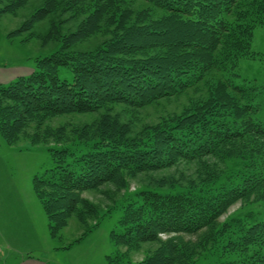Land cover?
<instances>
[{"label": "trees", "instance_id": "1", "mask_svg": "<svg viewBox=\"0 0 264 264\" xmlns=\"http://www.w3.org/2000/svg\"><path fill=\"white\" fill-rule=\"evenodd\" d=\"M26 2L0 0V15ZM56 7L49 2L34 15L72 10L74 18L86 16L80 39L99 33L110 38L81 51L72 47L78 29L60 34V48L37 58L29 76L0 84L4 142L13 146L25 138L31 145L50 139L56 143L45 145L53 166L32 181L51 237L58 239L59 226L65 227L77 211L85 214L78 217L86 230L74 244L99 226L87 225L81 195L104 183L121 187L127 174L164 171L182 161L216 158L223 165L239 158L249 167L228 186L218 183L220 166L205 164L207 172L187 185L175 177L159 178L157 187L138 190L110 234L116 252L107 259L122 263L143 244L175 234L142 264H195L204 251L216 247L227 258L219 264H264V220L221 222L239 201H264V119L255 102L256 87L237 72L238 61L254 55V30L264 28V0H67L63 9ZM60 68L73 73L71 81L61 79ZM212 75L218 83L209 86ZM201 84L208 86L206 100L150 126L144 135L126 134L116 115L105 114L115 106L142 109ZM96 112L102 114L95 122L69 131L45 126L55 118ZM86 210L88 216L97 212L92 205Z\"/></svg>", "mask_w": 264, "mask_h": 264}, {"label": "rangeland", "instance_id": "2", "mask_svg": "<svg viewBox=\"0 0 264 264\" xmlns=\"http://www.w3.org/2000/svg\"><path fill=\"white\" fill-rule=\"evenodd\" d=\"M49 2L57 5L58 9L61 7L63 9L67 0H28L17 11L10 13L6 11L0 15L1 85L6 86L15 82L19 77L29 76L36 68L37 58L49 56L60 48V39L62 38L60 34L67 35L70 34V31L78 29V35L75 36L76 40L75 43H72V47L81 51L92 50L100 42L110 38L108 34L99 33L90 38L80 39V37H83L82 30L80 32V25L82 19L86 16L79 14L74 18L72 10L66 12H59L58 10L43 17L41 15L35 17L36 10ZM64 20L66 22L63 24ZM69 26L71 29H69ZM52 29H56V34L49 37L53 33ZM252 51L254 53L252 57L241 58L238 61L237 72L241 79L256 87L255 102L261 110L259 117L264 119V28L261 26L256 27L254 30ZM60 77L71 81L73 73L69 69L60 68ZM216 83H218L216 75L208 78L209 86ZM207 87L201 84L199 88L189 90L181 96L163 99L154 105L135 111L123 106H115L112 110L106 111L105 114L108 112L116 115L120 119L121 126L127 127L126 134L130 132L144 135L150 126L157 125L161 120L175 118L184 109L190 108L196 102L206 100L208 97ZM101 114L102 112L82 115L72 114L52 119L45 126L58 128L61 125L69 131L75 126H82L86 123L92 124ZM33 131L34 129L30 133H33ZM46 142L31 145L29 139L23 138L13 146H8L0 136V151L7 161L9 174L17 180L11 181L8 179V182L13 183L18 188L14 189V192L19 191L20 187H22V192L28 191L34 203V207L28 209L27 206H24V208H20V211L34 212L33 221L37 225V228L34 229L35 233L29 238L21 237L23 238L22 241L6 239L4 243H0V264L6 262L8 264H22L26 261H33L38 264H113L107 259L108 256H115L116 252L110 234L118 229L119 221L123 215V207L131 202L138 190L144 187H157L159 178L175 177L181 184L187 185L196 176L200 175L202 177V171L207 172L205 164L220 166V170L217 172V174H221L218 183L228 186L233 181L240 180V170L242 172L245 167H249L247 161L239 158L226 159L222 162L223 165L216 158H207L203 161L190 163L182 161L178 162L175 167L164 171L135 176L127 174L124 176L125 182L121 187L114 183H104L99 189L85 191L81 195L85 204L83 206L79 205L80 211H87L88 226L93 227L99 222L100 224L82 242L74 244L86 230L78 217L80 214L83 216L85 214L76 210L78 214L73 213L65 227L60 229L59 226L57 231L59 237L54 239L50 235L49 223L43 207L33 189V176L36 173L41 174L53 166V160L46 144L53 146L56 143L54 139ZM4 176L7 177L6 174ZM205 180L206 178L197 183ZM162 184H166V182ZM167 186L165 185L164 188ZM5 190L0 191V193H4ZM22 199H26L23 194ZM91 205L94 208L96 207L97 212L94 215H89L91 217L89 218L88 213L90 210H86V208H90ZM239 217H254L253 220H264V201L256 203L255 201H239L221 218V222ZM175 237V234L160 235L159 239L161 241L143 244L138 250L129 253L128 257L125 256L124 261L118 264H142L147 254L158 248L162 241ZM187 238L189 237L187 236ZM18 243L20 245H17ZM10 244H12L13 250L17 251V254L8 259L5 253H9ZM213 249V251H204L195 264H219L227 260L225 255L221 256L218 247ZM127 251L128 248H123L124 254Z\"/></svg>", "mask_w": 264, "mask_h": 264}, {"label": "crops", "instance_id": "3", "mask_svg": "<svg viewBox=\"0 0 264 264\" xmlns=\"http://www.w3.org/2000/svg\"><path fill=\"white\" fill-rule=\"evenodd\" d=\"M4 174H6L7 177H5ZM8 179L11 181H17L9 174L7 161L4 158V154L0 151V191L6 189L4 193H0V243H4L6 239L22 241L23 238L21 237H31V235L35 233V227L37 228V225L33 221L34 212L27 213L26 211H20V208H24V206H27L28 209L29 207H34L31 196H29L30 193L28 191L22 192V187H20L19 191L14 192V189L17 187L13 185V183L10 184ZM22 194L25 195L26 199H22ZM11 245L12 244L9 246L10 250L7 249L9 253H5V256L8 257V259L17 254V251L13 250ZM17 245H20V243ZM5 264H8V262ZM22 264L38 263L26 261Z\"/></svg>", "mask_w": 264, "mask_h": 264}]
</instances>
